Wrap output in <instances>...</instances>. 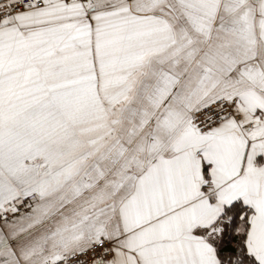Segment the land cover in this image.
Listing matches in <instances>:
<instances>
[{"label":"snow or ice","instance_id":"obj_1","mask_svg":"<svg viewBox=\"0 0 264 264\" xmlns=\"http://www.w3.org/2000/svg\"><path fill=\"white\" fill-rule=\"evenodd\" d=\"M0 264H264V0H0Z\"/></svg>","mask_w":264,"mask_h":264}]
</instances>
